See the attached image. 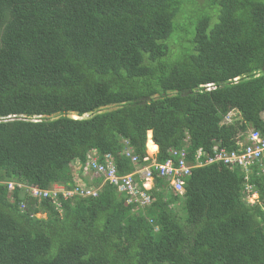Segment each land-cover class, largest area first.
<instances>
[{
  "label": "trees",
  "instance_id": "16d2710c",
  "mask_svg": "<svg viewBox=\"0 0 264 264\" xmlns=\"http://www.w3.org/2000/svg\"><path fill=\"white\" fill-rule=\"evenodd\" d=\"M262 114L264 0H0V181L71 189L93 154L129 173L151 139L158 162L201 152L183 194L156 178L149 203L0 182V264H264V157L209 161Z\"/></svg>",
  "mask_w": 264,
  "mask_h": 264
},
{
  "label": "built area",
  "instance_id": "2783aa9c",
  "mask_svg": "<svg viewBox=\"0 0 264 264\" xmlns=\"http://www.w3.org/2000/svg\"><path fill=\"white\" fill-rule=\"evenodd\" d=\"M127 156H130L133 164L137 163V156L133 154L130 148L125 150ZM169 157L163 162H158L153 156H144L142 161L146 163L144 166L135 165L134 170L118 174L116 166L112 157L107 154L103 162H98L97 157L88 159L85 163V168H90L94 174L101 178L98 186H91V184H81L75 180L71 189H65L58 185H53L51 189H41L35 186H28L19 182H7L6 187L8 193L11 194L13 190L18 189L20 193H26L38 202L44 198H56L61 194L64 198L77 195L80 197H95L98 195L100 189L107 183L114 187L116 191L125 194V200L128 203H149L153 200L152 189L155 185L156 178H164L168 182V187L175 193H183L184 191V177L191 173L194 167L200 166L198 153L193 161L186 159L187 152L184 148H171L169 150ZM264 156V132L253 130L249 133L247 140L244 139L237 149L229 152L223 150L215 155L209 161L221 160L227 165H238L245 167L249 163ZM143 163V164H144ZM142 165V164H141ZM151 180V184L147 185L146 181ZM140 181V183H139ZM66 195H69L66 197ZM24 208V204L21 203Z\"/></svg>",
  "mask_w": 264,
  "mask_h": 264
},
{
  "label": "crops",
  "instance_id": "0c3cea01",
  "mask_svg": "<svg viewBox=\"0 0 264 264\" xmlns=\"http://www.w3.org/2000/svg\"><path fill=\"white\" fill-rule=\"evenodd\" d=\"M230 113V112H229ZM228 113V114H229ZM227 114V115H228ZM253 130H259V131H261V132H264V129H254V128H251V129H247L246 130V133L245 134H243V139L241 140V141H239L238 143H237V147L239 146V144L242 142V141H244V139H246L247 140V137H248V135H249V133L251 132V131H253ZM151 137V133H150V136H149V138ZM151 139V138H150ZM151 141H152V139H151ZM153 142V141H152ZM145 147H146V143H145ZM154 148H152V150H150V146L148 145L147 146V149H146V153L148 154V156H150V157H152L153 158V156L155 157L156 156V154H157V147L156 146H153ZM236 147V148H237ZM183 148H185V147H183ZM186 149V148H185ZM151 151V152H150ZM197 151H199V150H197ZM196 151V152H197ZM187 152V151H186ZM126 155V154H125ZM94 156H96V155H93V156H90L89 158H91V157H94ZM127 156V155H126ZM147 156V155H146ZM195 156L196 155H194V157H193V159H195ZM97 157V156H96ZM127 157H129L130 158V156H127ZM154 159V158H153ZM130 160H131V158H130ZM188 161H193V160H188ZM86 162H88V160L86 161ZM85 162V163H86ZM114 162V161H113ZM73 166L75 165V162H73V163H71ZM84 168H85V165H84ZM78 169V168H77ZM134 170V169H133ZM132 170V171H133ZM79 172V174H78V176H75L74 175V179H73V182L75 181V180H77V182H79L80 184H81V182L82 183H85V184H91V186H98L99 185V181L98 182H96V180L99 178V176L98 175H96V174H94L93 173V171L92 172H88V171H85L84 170V172H80V171H78ZM94 176V177H93ZM96 178V179H95ZM100 180H101V178H99ZM91 182H93V183H91ZM146 184L147 185H150L151 184V180H147L146 181ZM165 187H168V185L167 184H165V183H162V189L161 190H163V192H164V188ZM174 194H176V193H174ZM244 194H245V196H244V200L247 202V203H250V204H253L255 201H257L258 200V194L256 193V191H255V187H254V185H252V184H244ZM177 195V194H176ZM252 201V202H251ZM171 205H174V204H171ZM170 205V207L172 208V206ZM174 209V208H173Z\"/></svg>",
  "mask_w": 264,
  "mask_h": 264
},
{
  "label": "rangeland",
  "instance_id": "374dc122",
  "mask_svg": "<svg viewBox=\"0 0 264 264\" xmlns=\"http://www.w3.org/2000/svg\"><path fill=\"white\" fill-rule=\"evenodd\" d=\"M213 86H212V84H208L207 85V88L208 89H210V88H212ZM74 116V115H73ZM84 116H86V115H84ZM264 116V114H262V117ZM241 119V116H240V114L239 113H237V112H235V111H232V112H230L226 117H225V119L223 120V121H225V122H234V121H236V120H240ZM251 128H253L251 125L249 126L248 125V127H247V129H251ZM150 133H151V131H148L147 132V138L150 136ZM151 137H152V134H151ZM150 137V138H151ZM151 152V151H150ZM78 167H77V165H74L73 166V172H72V174L73 175H75V176H78V174H79V169H77ZM87 169V170H86ZM84 170L85 171H88V172H90V168H83V171L82 172H84ZM81 172V173H82ZM92 172V171H91ZM101 180L99 179V182H100ZM162 194L164 195V196H166V197H168L166 194H165V192H162ZM66 196H69V195H66ZM38 202V201H37ZM40 202V201H39ZM38 202V203H39ZM252 202V201H251ZM172 206V208H174V210L178 213V214H180L181 213V209H180V207H181V204L179 203H174V205H171ZM59 210H60V208H59Z\"/></svg>",
  "mask_w": 264,
  "mask_h": 264
},
{
  "label": "clouds",
  "instance_id": "9594fccd",
  "mask_svg": "<svg viewBox=\"0 0 264 264\" xmlns=\"http://www.w3.org/2000/svg\"><path fill=\"white\" fill-rule=\"evenodd\" d=\"M208 84H210V83H207V85ZM208 89V88H207ZM74 115V116H73ZM72 117H74V118H77V115H75V114H72ZM158 148V147H157ZM180 148H183V147H180ZM185 149V148H184ZM170 150V149H169ZM186 150V149H185ZM198 153H200V155H201V152L200 151H197L196 153H195V155H197ZM264 157V156H263ZM91 158H93V157H91ZM262 158V157H261ZM88 159H90V158H88ZM201 165V164H200ZM238 166V165H237ZM238 167H240V166H238ZM241 169H243V170H247L248 169V165L247 166H245V167H240ZM242 170V171H243ZM0 182H3L4 184H7V182H13V181H11V180H7V181H5V180H3V181H0ZM16 183V182H15ZM244 184H252V183H250L249 182V180L248 181H246ZM253 185V184H252ZM255 191H256V193H257V190L255 189ZM152 192H156V188H155V185H154V188L152 189ZM173 192V191H172ZM175 193V192H174ZM183 193H184V191H183ZM182 193V194H183ZM177 195H178V193H176ZM258 194V193H257ZM35 216H37V217H41V216H44V213H40V212H36L35 213Z\"/></svg>",
  "mask_w": 264,
  "mask_h": 264
},
{
  "label": "bare ground",
  "instance_id": "6f19581e",
  "mask_svg": "<svg viewBox=\"0 0 264 264\" xmlns=\"http://www.w3.org/2000/svg\"><path fill=\"white\" fill-rule=\"evenodd\" d=\"M150 146V150H152V148H153V146H156L157 147V145L156 144H154L153 142H151L150 140L148 141V142H146V149H147V146ZM125 152V151H124ZM98 154V153H97ZM94 155V154H93ZM101 156V155H100ZM105 156V155H104ZM103 156V157H104ZM111 157H113V156H111ZM100 159H101V157H100ZM98 160V159H97ZM102 161V160H101ZM78 162V161H77ZM79 163V162H78ZM84 163V162H83ZM87 163V162H86ZM87 170V169H86ZM92 170H90V172H91ZM119 174V173H118ZM123 174V173H122ZM94 177V176H93ZM91 183H93V182H91ZM95 186V185H94ZM114 188V187H113ZM67 197V196H66ZM64 199V198H63ZM136 203V202H135Z\"/></svg>",
  "mask_w": 264,
  "mask_h": 264
}]
</instances>
